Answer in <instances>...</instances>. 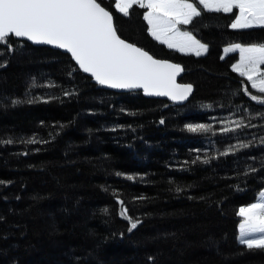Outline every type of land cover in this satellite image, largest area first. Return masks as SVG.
Here are the masks:
<instances>
[{
	"label": "trees",
	"instance_id": "trees-1",
	"mask_svg": "<svg viewBox=\"0 0 264 264\" xmlns=\"http://www.w3.org/2000/svg\"><path fill=\"white\" fill-rule=\"evenodd\" d=\"M97 1L195 92L184 106L119 94L59 51L0 44V264H264L238 241L239 209L264 191V104L244 89L264 96L232 70L237 55L222 58L264 44V28L203 12L184 27L209 47L194 57L153 39L144 9Z\"/></svg>",
	"mask_w": 264,
	"mask_h": 264
},
{
	"label": "snow or ice",
	"instance_id": "snow-or-ice-1",
	"mask_svg": "<svg viewBox=\"0 0 264 264\" xmlns=\"http://www.w3.org/2000/svg\"><path fill=\"white\" fill-rule=\"evenodd\" d=\"M133 6L147 9L143 19L154 39L197 56L207 52V45L179 26L192 24L203 12L230 14L236 10L232 29L264 28V0H116L115 4L124 16L130 14ZM10 36L66 50L80 69L110 88L142 89L145 95L173 100L187 99L192 92L191 85L176 82L183 71L180 65L155 59L121 39L112 14L97 0H0V44H8ZM225 51L240 53V62L232 70L264 94V44H234ZM244 92L264 104L261 96L252 95L247 88ZM188 130L207 132L211 127L189 125ZM126 213L124 209L121 215L130 220ZM238 215L243 218L239 242L248 249L264 250V202L241 207ZM136 227L137 222L130 223V230Z\"/></svg>",
	"mask_w": 264,
	"mask_h": 264
},
{
	"label": "water",
	"instance_id": "water-1",
	"mask_svg": "<svg viewBox=\"0 0 264 264\" xmlns=\"http://www.w3.org/2000/svg\"><path fill=\"white\" fill-rule=\"evenodd\" d=\"M97 2H98V1H97ZM98 3H99V2H98ZM101 6H102V5H101ZM102 7H104V6H102ZM105 9H106V8H105ZM106 10H107V9H106ZM107 11H109V10H107ZM109 12H110V11H109ZM110 13H111V12H110ZM111 14H112V13H111ZM112 16H113V23H114V26H115V28H116L115 17H114L113 14H112ZM116 31H117V29H116ZM117 34L119 35L118 31H117ZM119 36H120V35H119ZM9 38H11V36H10ZM13 38L16 39V40H19V41L27 42L28 44H30V45H32V46H34V47H45V48H49V49H52V50L59 51V52L65 54V55H68V56L72 59V61L75 63V65L78 67V69H79L84 75H86V76H88V77H90V78L92 79L93 83H95L96 85H100V86H102L103 88H105L106 90H109V91H112V92H115V93H119V94L142 93L146 98L167 101L168 103L173 104V105H176V106H184V105H186V104L191 100V98H192V96H193V94H194V92H195V88H194L193 85H191V84H185V83H182V82H181L182 79H183V77H184V75L186 74V70H185V68H184L181 64H178V63H175V62H172V61H169V60H162V61H167V62L172 63V64L180 65L181 68L183 69V71L180 72V73L177 75V77H176V82H177V84H180V85H191V86H192V92L188 95L187 99H184V100H173V99H170V98L167 97V96L145 95L142 89H117V88H110V87H107V86H105V85H101V84H99V83L95 80V78H94L90 73H86V72H84L82 69H80L79 65H78V64L75 62V60L72 58L71 54H70L69 52H67L66 50H64V49H60V48L55 47V46H53V45H47V44H36V43L31 42V41H28V40L25 39V38H17V37H13ZM120 38H121V37H120ZM121 39H123V38H121ZM123 40H124V39H123ZM125 41H126V40H125ZM126 42H128V41H126ZM128 43H130V42H128ZM131 44H132V43H131ZM135 46H137V45H135ZM137 47H139V46H137ZM139 48H141V47H139ZM143 50H144V49H143ZM145 51H146V50H145ZM148 53H149V52H148ZM149 54H150V53H149ZM150 55H151V54H150ZM153 57H154V56H153ZM154 58H155V57H154ZM155 59H157V58H155ZM158 60H161V59H158Z\"/></svg>",
	"mask_w": 264,
	"mask_h": 264
},
{
	"label": "rangeland",
	"instance_id": "rangeland-1",
	"mask_svg": "<svg viewBox=\"0 0 264 264\" xmlns=\"http://www.w3.org/2000/svg\"><path fill=\"white\" fill-rule=\"evenodd\" d=\"M115 4H116V1H115ZM134 7V6H133ZM138 7V6H137ZM139 8V7H138ZM141 9V8H140ZM115 10L117 11V9H116V7H115ZM130 11V10H129ZM147 11V9H144V12H146ZM234 13H235V15L237 14V11L236 10H234L233 11V15H234ZM225 14V13H224ZM231 14V13H230ZM145 23H146V25H147V31H148V33L150 34V32H149V25H148V23H147V21H145ZM186 26H188V25H180L179 27L181 28V30L182 31H186L185 29H184V27H186ZM254 28H259V27H254ZM254 28H249V29H254ZM232 29V28H231ZM233 30H246V29H233ZM150 36L152 37V35L150 34ZM153 38V37H152ZM154 39V38H153ZM202 44H205V43H203L199 38H197ZM156 40V39H155ZM160 45H162V46H164V47H166V49H169V50H172V51H175V52H177V53H179V54H182V55H192V56H194V57H203V56H205L207 53H208V51H209V47L207 46V52L206 53H204V54H202V55H200V56H197V55H195V53H192V52H181V51H177L175 48H169L166 44H162V43H160L158 40H156ZM255 44V43H254ZM206 45V44H205ZM234 45V44H233ZM241 45H243V46H250V45H253V44H241ZM232 45H230V46H227V47H225L224 48V50H223V55H222V58L223 59H226V58H228L229 56H233V55H237L236 57H237V62L234 64V65H236V64H238L239 62H240V53L238 52V51H232V52H227V51H225L226 49H228V48H230ZM262 68H264V66H262ZM238 73V72H237ZM239 74V73H238ZM245 78V77H244ZM246 79V78H245ZM247 80V79H246ZM248 81V80H247ZM249 82V81H248ZM250 83V82H249ZM250 85H251V83H250ZM258 93V92H257ZM260 94V93H259ZM261 95H263L264 96V94H261ZM260 202H264V191L261 193V195L259 196V198H258V200H257V202H255V203H260ZM254 204V203H253ZM252 205V204H251ZM250 206V205H249ZM246 207H248V206H246ZM242 218V217H241ZM243 222V218H242V221L240 222V224ZM240 224H239V227H238V241H239V233H240ZM240 243V242H239ZM241 244V243H240ZM243 245V244H242ZM246 246V245H245Z\"/></svg>",
	"mask_w": 264,
	"mask_h": 264
}]
</instances>
